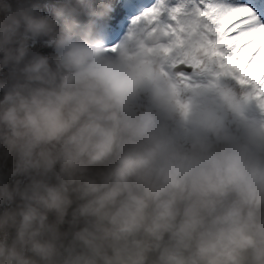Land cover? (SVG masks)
<instances>
[{
  "label": "clouds",
  "instance_id": "obj_1",
  "mask_svg": "<svg viewBox=\"0 0 264 264\" xmlns=\"http://www.w3.org/2000/svg\"><path fill=\"white\" fill-rule=\"evenodd\" d=\"M118 3L0 0V264H264V95Z\"/></svg>",
  "mask_w": 264,
  "mask_h": 264
},
{
  "label": "snow or ice",
  "instance_id": "obj_2",
  "mask_svg": "<svg viewBox=\"0 0 264 264\" xmlns=\"http://www.w3.org/2000/svg\"><path fill=\"white\" fill-rule=\"evenodd\" d=\"M192 12L199 18L197 23L206 41L208 56L241 85H251L257 95H264V3L258 0H175V3L154 0L133 23L143 19L152 24L165 14L175 22Z\"/></svg>",
  "mask_w": 264,
  "mask_h": 264
},
{
  "label": "rangeland",
  "instance_id": "obj_3",
  "mask_svg": "<svg viewBox=\"0 0 264 264\" xmlns=\"http://www.w3.org/2000/svg\"><path fill=\"white\" fill-rule=\"evenodd\" d=\"M149 1V2H148ZM258 2L259 3H264V0H258ZM130 1H127V7H130ZM152 3H154V0H143V4H142V7H143V9L145 8V7H148V6H151V4ZM132 5L133 4H131V7H132ZM143 9H141V10H139V11H137L136 13H135V15L134 16H136V15H138ZM133 16V17H134ZM128 24V23H127Z\"/></svg>",
  "mask_w": 264,
  "mask_h": 264
},
{
  "label": "trees",
  "instance_id": "obj_4",
  "mask_svg": "<svg viewBox=\"0 0 264 264\" xmlns=\"http://www.w3.org/2000/svg\"><path fill=\"white\" fill-rule=\"evenodd\" d=\"M120 2H121V1L119 0V3H118V5H117V10H118V8H120V7H119V6H120ZM117 10H116V11H117ZM115 16H116V12H115V14H114V17H115Z\"/></svg>",
  "mask_w": 264,
  "mask_h": 264
}]
</instances>
